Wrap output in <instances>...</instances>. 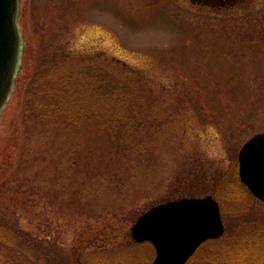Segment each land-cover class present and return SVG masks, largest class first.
<instances>
[{
    "label": "rangeland",
    "instance_id": "rangeland-1",
    "mask_svg": "<svg viewBox=\"0 0 264 264\" xmlns=\"http://www.w3.org/2000/svg\"><path fill=\"white\" fill-rule=\"evenodd\" d=\"M17 21L0 264H151L136 218L207 194L224 231L186 264H264V204L237 174L240 146L264 131V0H18ZM73 68L95 81L73 84L88 113L39 115Z\"/></svg>",
    "mask_w": 264,
    "mask_h": 264
},
{
    "label": "water",
    "instance_id": "water-1",
    "mask_svg": "<svg viewBox=\"0 0 264 264\" xmlns=\"http://www.w3.org/2000/svg\"><path fill=\"white\" fill-rule=\"evenodd\" d=\"M17 16L18 0H0V110L20 62L22 39ZM237 158L240 180L264 203V131L248 138ZM223 230L217 201L205 195L153 205L137 217L131 235L137 243L151 242L155 250L151 264H185L202 242L220 237Z\"/></svg>",
    "mask_w": 264,
    "mask_h": 264
},
{
    "label": "trees",
    "instance_id": "trees-1",
    "mask_svg": "<svg viewBox=\"0 0 264 264\" xmlns=\"http://www.w3.org/2000/svg\"><path fill=\"white\" fill-rule=\"evenodd\" d=\"M202 1H204V0H202ZM38 69H39V67H36V69H34V73L32 75L33 81L36 80L35 79L36 75L39 73ZM79 70L75 71V69L73 68V71H70V72L69 71H63V73H61V75H59L57 77L58 84L54 89L55 93L53 95L54 96L53 101L45 103L42 107V110L39 111V115H41L47 119L51 118V120H52L55 118V115H56L55 113H65L66 111L70 110L69 120L71 122H73V121L80 119L82 117L81 114H83V116H85V114L88 113V112H86V110L83 111L78 107L79 103L81 102L80 101L81 100V98H80L81 93L74 86L75 85L74 81L78 78L82 79L85 82L90 81V79L93 78V76L90 77V75L88 73L81 72ZM90 82L92 84L95 83V81H90ZM26 99L28 100V102H27V100H25V103H24V114H23L24 125H23V132H22L23 142H27V140L29 139L28 122H29L30 118L32 117V116L29 117V112H30V103L29 102H30V100L28 99L27 93H26ZM59 118H57V119H59ZM47 119H44V120H47ZM47 122L48 121H45V122H43V124L47 125L48 124ZM211 241H215V239L211 240ZM93 260L94 261H91V262L97 263V262H100L102 259H101V257H99V258L93 259Z\"/></svg>",
    "mask_w": 264,
    "mask_h": 264
}]
</instances>
